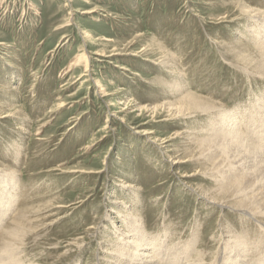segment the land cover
<instances>
[{"label": "rangeland", "instance_id": "1", "mask_svg": "<svg viewBox=\"0 0 264 264\" xmlns=\"http://www.w3.org/2000/svg\"><path fill=\"white\" fill-rule=\"evenodd\" d=\"M251 9L263 13L264 0H0V88H11L0 89V117L13 116L0 120V164L20 170L23 203L42 210L40 236L25 247L30 261L98 264L112 226L98 236L90 228L112 212V196L138 202L148 233L169 229L176 244L195 241L185 262L202 244L207 253L217 248L224 220L181 180L200 164L171 172L166 153L136 132L172 139L166 146L184 157L182 133L207 126L203 115L166 121L179 97L159 79L182 80L186 91L226 110L264 118V80L225 46L250 47L253 38L239 32L250 26ZM249 47L241 53L257 57ZM78 57L89 67L72 66ZM168 58L173 71L162 66ZM100 85L115 95L102 96ZM155 107L165 109L144 110ZM188 181L214 185L203 174ZM75 239L82 248L67 247Z\"/></svg>", "mask_w": 264, "mask_h": 264}, {"label": "bare ground", "instance_id": "2", "mask_svg": "<svg viewBox=\"0 0 264 264\" xmlns=\"http://www.w3.org/2000/svg\"><path fill=\"white\" fill-rule=\"evenodd\" d=\"M92 13L94 11L90 9L82 12L83 15ZM246 15L250 26L246 28V32L240 30L239 33L243 36L249 33L253 38L250 40V47H254L257 57L251 58L250 53L242 54L241 48L249 47V45L244 46L242 42L237 41L225 46L238 55L241 65L264 80V12H255L251 9L246 11ZM86 37L90 41L93 40L89 34ZM95 55L99 58L110 57L101 51L95 52ZM78 58L72 66L78 67L80 63H86L89 67L88 58ZM174 63L169 59L162 62V66L170 69ZM121 69L125 70V68ZM159 81L165 84L169 92H175L179 97L178 101L169 104L168 108L171 111L169 110L170 116L169 119L166 117L168 119L166 121L179 118L185 121L193 119L195 115H203L202 118H205L207 126L201 128L197 126L199 130L193 129L192 126L193 130L182 133L183 140L189 144L185 149L184 157H179L177 152L170 150L171 146H166L172 139L160 142V139L153 137L154 133L141 130L136 133L144 138L147 137L162 153H166L171 172L178 171L180 165L193 160L200 164V168L192 171L193 173L181 175V180L192 191V195L208 202V205L219 211V219L225 222L219 226V244L214 251H208L210 253L204 250L206 243L200 245L192 258L185 262L193 252L195 241L185 245L176 244L171 239L169 229L154 235L148 233L145 230L147 224L142 222L143 219L136 208L138 202L134 200L130 204L127 200L120 197L114 199L112 196L113 198L109 197L113 205L112 212L104 219L101 217L97 220V224L90 228L92 234L98 236L100 232L108 228L105 224L112 226V229L108 230L107 237L101 240L102 250L98 251L101 253L98 264H264V118L253 117V114L239 116L240 114L226 110L221 104L188 92V88L186 91L182 80V82L178 79L171 81L159 79ZM8 89L11 88L7 86L1 90L7 93ZM99 90L104 97L115 95L101 85ZM163 107H155L151 110L144 108V110L156 113L165 109ZM11 117L13 116L2 115L0 120ZM256 128H261L262 131L259 132ZM14 156L19 163L21 161L19 153ZM19 172L20 170L16 167L0 164V264H36L35 259L32 258V261L28 259L25 247L32 241L31 237L34 242V239L37 240L40 236L43 222L39 223L41 221L39 213L42 210L31 206L32 204L26 205L27 202L23 203L25 195L22 193L21 182L17 178L20 176ZM70 172L79 173L78 171ZM102 173L104 172L96 174ZM202 174L213 181L214 185L191 186L188 179L192 180ZM120 183L124 185L123 181ZM126 188L131 194L138 192L135 186L128 185ZM230 216L237 217L239 223L227 219ZM117 223H119L118 227H115ZM79 241L84 242L82 239H75L72 243H68L67 247L77 245L80 249L85 242L79 244Z\"/></svg>", "mask_w": 264, "mask_h": 264}]
</instances>
